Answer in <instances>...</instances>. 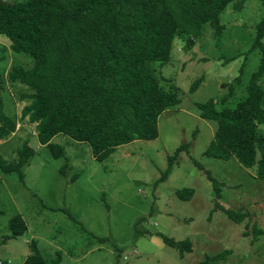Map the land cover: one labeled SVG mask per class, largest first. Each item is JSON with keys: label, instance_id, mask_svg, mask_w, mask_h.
Instances as JSON below:
<instances>
[{"label": "rangeland", "instance_id": "obj_1", "mask_svg": "<svg viewBox=\"0 0 264 264\" xmlns=\"http://www.w3.org/2000/svg\"><path fill=\"white\" fill-rule=\"evenodd\" d=\"M238 1L221 15L219 36L207 25L195 38H176L170 61L155 67L159 83L179 98L158 118L157 138L119 146L103 161L92 156L87 143L64 134L51 139L63 149V156L54 158L51 148L38 142L33 125L16 120L27 102L17 103L18 95L28 91L7 74L16 66L28 69L32 59L11 52L0 36L2 112L16 123L0 141V158L14 163L24 146L34 151L22 181L0 172V264H23L32 246L44 264H206L217 257V264H264V180L235 159L203 155L216 124L201 119L197 108L209 99L218 108L235 105L259 65L253 43L264 0L241 6ZM182 145L161 180L168 158ZM193 161L215 179L218 192ZM16 215L25 231L11 237L9 223ZM164 238L184 243L182 252Z\"/></svg>", "mask_w": 264, "mask_h": 264}, {"label": "trees", "instance_id": "obj_2", "mask_svg": "<svg viewBox=\"0 0 264 264\" xmlns=\"http://www.w3.org/2000/svg\"><path fill=\"white\" fill-rule=\"evenodd\" d=\"M233 1L0 0V36L6 38L11 52L32 59L28 69L16 66L7 74L11 83L28 91L18 95L17 103L27 102L16 120L33 125L38 142L48 145L54 158L63 156L62 147L51 143L59 134L87 143L98 161L119 146L156 139L158 118L176 106L179 98L176 90L159 83L155 67L170 61L176 38H195L207 25L219 36L221 15ZM255 47L261 57L246 86V96L232 107L218 108L217 102L209 99L197 108L201 119L216 124L203 155L221 161L235 159L244 168H255L256 178L264 180V130L259 128L264 126V18L256 27ZM4 86L0 75V91ZM195 90L192 85L190 91ZM227 98L224 96L222 103ZM1 104L3 141L16 123L2 112ZM184 148L178 147L168 158L161 180L170 173V161ZM33 152L24 146L16 162L5 163L0 158V172L15 173L22 181V168ZM205 173L218 192L215 179ZM228 216L239 222L236 214L229 211ZM9 229L11 237L24 233L19 215L10 220ZM164 241L182 252L184 243ZM32 252L23 264H44L34 246ZM218 258L206 264H217Z\"/></svg>", "mask_w": 264, "mask_h": 264}]
</instances>
